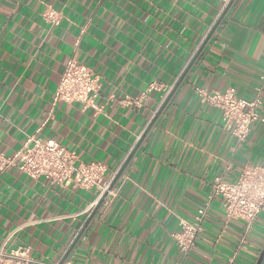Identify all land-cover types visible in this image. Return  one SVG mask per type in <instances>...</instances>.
<instances>
[{"label":"crops","instance_id":"1","mask_svg":"<svg viewBox=\"0 0 264 264\" xmlns=\"http://www.w3.org/2000/svg\"><path fill=\"white\" fill-rule=\"evenodd\" d=\"M49 6L60 25L42 18ZM226 8L222 0H0V151L11 156L35 135L79 163H104L105 180L129 159L91 221L98 188L35 180L18 167L0 172V251L29 248L36 264L68 253L64 264L257 263L264 222L249 237L253 248L239 250L244 223L210 197L216 178L236 182L246 166H264V126L238 143L197 92L260 93L264 116V0ZM70 58L100 77L96 108L59 102L39 132ZM206 207L195 247L182 252L180 221L195 223Z\"/></svg>","mask_w":264,"mask_h":264},{"label":"built area","instance_id":"2","mask_svg":"<svg viewBox=\"0 0 264 264\" xmlns=\"http://www.w3.org/2000/svg\"><path fill=\"white\" fill-rule=\"evenodd\" d=\"M222 1L228 5L231 0ZM42 18L55 26L60 25L63 20L62 14L51 6L43 12ZM101 89L98 74L76 58H70L54 95L52 108L38 131L40 132L52 120L54 109L59 102L80 103L86 107L96 108L94 100ZM197 92L210 105L221 110L223 128L230 132L238 143L247 140L256 123L264 126V116L260 114L263 109L260 93L253 100H247L240 98L233 89L225 93L200 89H197ZM13 167H18L23 174L35 180L45 178L60 185L76 182L87 190L98 188L99 201L105 195L114 194L110 187L115 177L105 180L107 167L104 163H79L75 153L55 141L44 140L35 135L28 136L11 156L0 151V172H6ZM212 189L210 198H221L227 219L244 223V234L239 250L253 248L249 237L257 220L264 215V166H246L236 182L218 177L213 182ZM207 210L208 207L198 211L195 223L180 221V231L175 235V239L182 252L189 253L195 247L196 240L203 231ZM7 242L8 240L4 246ZM29 252V248L19 249L12 251L11 256L7 257L2 249L0 264H36L29 258Z\"/></svg>","mask_w":264,"mask_h":264},{"label":"water","instance_id":"3","mask_svg":"<svg viewBox=\"0 0 264 264\" xmlns=\"http://www.w3.org/2000/svg\"><path fill=\"white\" fill-rule=\"evenodd\" d=\"M234 1H235V0H231L230 3L227 5L226 11H225L226 13H227V11L230 9V7L232 6V4H233ZM216 26H217V25H216ZM214 28H215V27H214ZM215 29H216V28H215ZM215 29L211 32L210 37H211L212 34L214 33ZM204 47H205V45H203V46L199 49V51H198L197 54L195 55V57H194V59H193V61H192V63H191L190 66H192V65L194 64V62L197 60V58L199 57V55H200L201 52L203 51ZM169 98H171V96H170ZM169 98H168V100L166 101V103L163 105V107H162V109H161V111H160V114H161V112L163 111V109L165 108V106L167 105V102L170 100ZM157 116H158V115H157ZM157 116L155 117V120L157 119ZM154 123H155V121L151 123V125H150V126L148 127V129L146 130V132H145L144 136L142 137V139H144V138L147 136V134H148L149 131L151 130V128H152V126H153ZM128 162H129V159L126 161V163L123 165L122 169H121V170L119 171V173L117 174V176H116L114 182L112 183V185H111V187H110V190H112L113 187L115 186V183L117 182V180H118L119 177L121 176V174H122L124 168L126 167V165L128 164ZM106 196H107V195H105V196L103 197V199L98 203L97 207L94 209L92 215L90 216L89 221L92 220V218L94 217L95 213H96L97 210L99 209V206L101 205V202L105 199ZM82 234H83V232L79 235L78 239L81 237ZM74 244H75V243H74ZM74 244H73L72 246H74ZM68 254H69V253H68ZM68 254L66 255L65 259H63L59 264H64V262H65V260H66V258H67V256H68ZM256 264H264V247H263V251H262V253H261V255H260V257H259V259H258V261H257Z\"/></svg>","mask_w":264,"mask_h":264},{"label":"rangeland","instance_id":"4","mask_svg":"<svg viewBox=\"0 0 264 264\" xmlns=\"http://www.w3.org/2000/svg\"><path fill=\"white\" fill-rule=\"evenodd\" d=\"M261 222L263 221L264 222V215L260 217L259 219Z\"/></svg>","mask_w":264,"mask_h":264}]
</instances>
